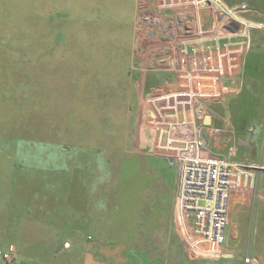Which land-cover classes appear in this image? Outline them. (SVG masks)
<instances>
[{
  "label": "rangeland",
  "instance_id": "374dc122",
  "mask_svg": "<svg viewBox=\"0 0 264 264\" xmlns=\"http://www.w3.org/2000/svg\"><path fill=\"white\" fill-rule=\"evenodd\" d=\"M221 1L234 8L246 5L243 16L260 26L251 29L248 50L233 83L240 92L209 103L200 116L204 122L210 116L216 127H230L225 142L220 141L226 154L238 161L257 162L264 160V71L257 76L249 60L258 57L264 63V0ZM128 4L124 0H0V174L21 165L33 170L47 156L56 158L58 166L66 157L74 164L83 162L90 172L98 170V181H108L103 221L115 222L109 235L120 226L117 210L113 211L116 192L122 195L134 188L160 186L163 178L172 179L177 172L178 188L180 181L179 165L168 150L144 144L139 153L131 142L140 136L147 143L157 141L161 129L158 118L146 123L143 133L138 130L137 115L147 110L146 119L151 112L158 117L147 98L138 114L130 111V102L138 106L140 99L135 95L132 59L135 35L123 20ZM230 95L241 98L240 102ZM262 171H255L260 181ZM234 197L225 251L218 257H199L187 242L189 231L179 226L185 260L172 253L174 264H243L250 247L256 254L264 253V195L246 181ZM1 210L0 199V214ZM175 210L180 223L177 199ZM93 233L97 235L90 227L88 237L97 239ZM106 248L117 252L112 246ZM226 254L235 256L234 260L223 258ZM81 260L57 257L56 264H82Z\"/></svg>",
  "mask_w": 264,
  "mask_h": 264
},
{
  "label": "crops",
  "instance_id": "0c3cea01",
  "mask_svg": "<svg viewBox=\"0 0 264 264\" xmlns=\"http://www.w3.org/2000/svg\"><path fill=\"white\" fill-rule=\"evenodd\" d=\"M124 1L129 4L123 20L130 23L128 29L135 35L132 59L137 77L135 95L140 99L138 106L137 102H130L132 113L136 110L138 114L144 108V99L149 95L178 89L180 71L196 72L208 67L209 53L201 49L198 55L190 53L186 58L182 49L186 43L191 49L202 32L207 34V43L219 36L226 41L225 36L238 29L237 23L217 13L214 6L202 5L200 0ZM249 63L257 76L263 75L264 63L260 59ZM248 66H244V72ZM225 83L232 84L229 80ZM144 113L135 119L142 133L146 123L155 118L151 112L146 119ZM208 121L200 118L192 121L201 127L198 135L208 143L199 154L244 162L226 154L227 149L220 146V141L225 142V133L231 132L230 127H216L212 118ZM140 137L131 141L139 153L144 144L153 149L155 141L147 143L145 137ZM262 154L264 159V148ZM63 159L58 166L56 158L47 156L33 170L21 165L20 169L0 174V249L15 245L16 264H56L57 257L66 256L81 257L82 264H174L172 253L175 258L185 260L178 236V227L182 225L175 210L178 172L172 179L163 178L160 186L140 187L141 192L134 188L122 195L116 192L118 203L113 211L117 210L120 226L115 233H119L118 237L111 238L115 234L109 235V229L115 222L103 221V198L107 193L104 185L108 181H98L99 171H88L81 161L74 164V160ZM170 162L173 163L172 159ZM249 163L264 166V160ZM263 174L264 171L258 185L262 198ZM148 189L152 194L150 200L146 197H150ZM234 200L235 197L232 206ZM90 227L97 233H93L97 239L88 237ZM105 242L117 252L110 253ZM256 255L264 262V253ZM223 258L235 256L226 254Z\"/></svg>",
  "mask_w": 264,
  "mask_h": 264
},
{
  "label": "built area",
  "instance_id": "2783aa9c",
  "mask_svg": "<svg viewBox=\"0 0 264 264\" xmlns=\"http://www.w3.org/2000/svg\"><path fill=\"white\" fill-rule=\"evenodd\" d=\"M200 2L214 6L217 13L237 23L238 29L228 33L226 41L219 36L207 43V34L202 32L191 49L186 43L182 48L185 57L188 58L190 53L198 55L201 49L206 50L209 53L208 67L196 72L180 71L178 89L159 91L150 95L148 101L158 114L153 120L159 118L157 125L161 129L153 149L168 150V156L176 159L179 165L177 208L182 229L190 233L187 237L189 247L199 253V257H218L224 252L234 194L246 181L252 188H258L260 180L255 171L264 170V166L203 157L199 151L207 144L198 135L201 127L193 125L192 121L202 119L200 114L209 103L218 102L228 93L240 92L239 86L233 83L248 50L251 29L260 25L243 16L248 9L244 4L234 8L221 0ZM225 80L232 84H226ZM16 258L15 245L0 249L3 264H15ZM243 264L264 262L250 247L243 256Z\"/></svg>",
  "mask_w": 264,
  "mask_h": 264
},
{
  "label": "flooded vegetation",
  "instance_id": "af4514ba",
  "mask_svg": "<svg viewBox=\"0 0 264 264\" xmlns=\"http://www.w3.org/2000/svg\"><path fill=\"white\" fill-rule=\"evenodd\" d=\"M228 97H230V99H238V103L240 102V100H241V98H239L238 96H233V95H230V96H228Z\"/></svg>",
  "mask_w": 264,
  "mask_h": 264
},
{
  "label": "trees",
  "instance_id": "16d2710c",
  "mask_svg": "<svg viewBox=\"0 0 264 264\" xmlns=\"http://www.w3.org/2000/svg\"><path fill=\"white\" fill-rule=\"evenodd\" d=\"M251 57H252V56H250V58H251ZM252 58H253V57H252ZM257 58H258V57L254 58L253 61L251 60V62H254ZM229 260H230V262H232L234 259H233V260H232V259H229Z\"/></svg>",
  "mask_w": 264,
  "mask_h": 264
},
{
  "label": "water",
  "instance_id": "95a60500",
  "mask_svg": "<svg viewBox=\"0 0 264 264\" xmlns=\"http://www.w3.org/2000/svg\"><path fill=\"white\" fill-rule=\"evenodd\" d=\"M211 119V117L210 116H208V120H210ZM210 122V121H209Z\"/></svg>",
  "mask_w": 264,
  "mask_h": 264
}]
</instances>
